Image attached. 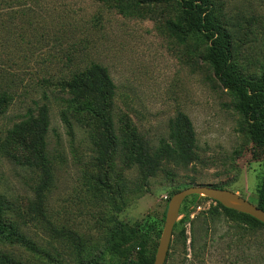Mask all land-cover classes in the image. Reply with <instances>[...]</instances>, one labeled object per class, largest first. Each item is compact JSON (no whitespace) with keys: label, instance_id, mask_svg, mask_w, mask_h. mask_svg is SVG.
<instances>
[{"label":"rangeland","instance_id":"374dc122","mask_svg":"<svg viewBox=\"0 0 264 264\" xmlns=\"http://www.w3.org/2000/svg\"><path fill=\"white\" fill-rule=\"evenodd\" d=\"M117 1L0 0V96L7 102L0 114V194L8 223L26 241L0 238L8 264H134L140 254L154 260L169 198L192 185L221 186L258 203L264 152L250 138L240 99L217 82L204 60L208 44L197 32L179 43L148 15L121 13ZM122 2L132 8L136 0ZM210 3L234 71L258 78L264 71V0ZM91 62L105 66L115 84L119 144L105 163L87 120L73 116L71 136L60 117L67 97L61 83ZM43 103L53 182L37 211L31 186L38 177L9 159L10 145L3 142L14 123ZM180 112L193 128L192 159H163L147 178L139 165L124 163L121 120L153 153L172 144L169 125ZM195 196L180 206L165 264H262L264 228L232 242L217 215L205 234V212L216 203ZM126 234L133 240L118 256L110 248Z\"/></svg>","mask_w":264,"mask_h":264},{"label":"trees","instance_id":"16d2710c","mask_svg":"<svg viewBox=\"0 0 264 264\" xmlns=\"http://www.w3.org/2000/svg\"><path fill=\"white\" fill-rule=\"evenodd\" d=\"M115 7L124 15H148L150 19L161 22L168 35L179 43H184L190 33H199L208 44L204 60L217 82L223 88L234 91L240 99L239 108L249 123L250 138L253 144L264 152V71L256 79L243 77L234 71L229 42L214 19L210 0H136L132 8L120 0L116 2ZM60 88L67 96L64 98L65 105L60 117L69 135H74L71 121L73 116L86 119L96 138L98 160L101 163L109 161L117 150L119 139L113 121L115 84L107 68L100 63L91 62L86 68L73 72L70 78L63 80ZM6 103L2 94L0 114L4 111ZM49 125L48 106L43 103L35 110L29 109L21 121L14 123L7 130L3 142L5 146L6 143L10 145L6 150L8 158L36 173L38 177L36 184L31 186L35 195L33 207L37 211L43 209L45 194L53 182L45 140ZM169 127L172 144L163 143L155 152L150 153L136 128L127 119L121 120V155L124 163L139 165L144 178H147L160 169L163 159L169 158L177 162L192 159L194 132L187 115L178 113L171 120ZM257 195V206L264 210V178L259 184ZM214 202L216 205L205 212V234L214 226V217L217 215H223L232 242L246 237L250 231L264 228V223L249 214ZM4 203L5 198L0 194V238L11 244H26L22 233L8 223ZM192 205L193 203L190 207ZM190 207L184 213L189 212ZM133 237V234L121 235L110 250L118 256H123L128 252V244L132 242ZM28 243L30 244L29 241ZM8 262L4 256H0V264ZM90 264L103 263L96 260ZM134 264H153V259H147L140 254Z\"/></svg>","mask_w":264,"mask_h":264},{"label":"water","instance_id":"95a60500","mask_svg":"<svg viewBox=\"0 0 264 264\" xmlns=\"http://www.w3.org/2000/svg\"><path fill=\"white\" fill-rule=\"evenodd\" d=\"M190 195L205 196L221 203L227 208L249 214L264 223V210L226 188L211 185H192L175 192L168 200L162 232L156 248L153 264H165L169 250L174 224L183 201Z\"/></svg>","mask_w":264,"mask_h":264}]
</instances>
